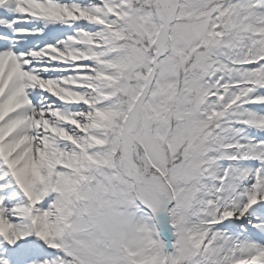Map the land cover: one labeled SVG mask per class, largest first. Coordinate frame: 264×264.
<instances>
[{
    "label": "snow or ice",
    "instance_id": "obj_1",
    "mask_svg": "<svg viewBox=\"0 0 264 264\" xmlns=\"http://www.w3.org/2000/svg\"><path fill=\"white\" fill-rule=\"evenodd\" d=\"M0 264H264V0H0Z\"/></svg>",
    "mask_w": 264,
    "mask_h": 264
}]
</instances>
